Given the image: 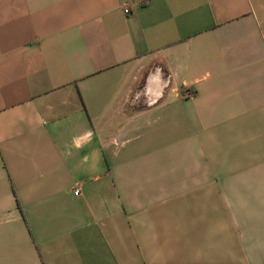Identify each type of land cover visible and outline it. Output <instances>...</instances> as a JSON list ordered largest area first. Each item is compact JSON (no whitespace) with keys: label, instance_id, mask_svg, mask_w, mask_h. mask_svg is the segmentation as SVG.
Wrapping results in <instances>:
<instances>
[{"label":"crops","instance_id":"crops-1","mask_svg":"<svg viewBox=\"0 0 264 264\" xmlns=\"http://www.w3.org/2000/svg\"><path fill=\"white\" fill-rule=\"evenodd\" d=\"M0 264H264V0H0Z\"/></svg>","mask_w":264,"mask_h":264},{"label":"built area","instance_id":"built-area-1","mask_svg":"<svg viewBox=\"0 0 264 264\" xmlns=\"http://www.w3.org/2000/svg\"><path fill=\"white\" fill-rule=\"evenodd\" d=\"M124 13H126L128 10H127V8H124L123 10H122ZM73 192V194H76L77 193V190L75 189L74 191H72Z\"/></svg>","mask_w":264,"mask_h":264}]
</instances>
